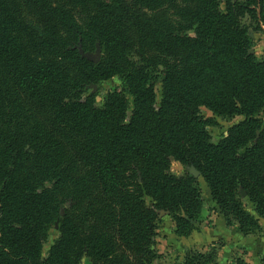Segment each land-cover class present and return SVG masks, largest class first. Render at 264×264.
<instances>
[{"label": "trees", "instance_id": "16d2710c", "mask_svg": "<svg viewBox=\"0 0 264 264\" xmlns=\"http://www.w3.org/2000/svg\"><path fill=\"white\" fill-rule=\"evenodd\" d=\"M254 29L264 0H0V264H154L161 214L188 237L204 205L197 178L174 175L172 161L200 174L228 227L258 233ZM98 49V61L84 57ZM115 78L98 106L89 88ZM236 117L214 143L208 127Z\"/></svg>", "mask_w": 264, "mask_h": 264}, {"label": "rangeland", "instance_id": "374dc122", "mask_svg": "<svg viewBox=\"0 0 264 264\" xmlns=\"http://www.w3.org/2000/svg\"><path fill=\"white\" fill-rule=\"evenodd\" d=\"M224 8V7H223ZM80 18V12H78ZM253 38L252 53L262 57L264 55V29L263 31H252ZM94 56H96L94 54ZM121 83L115 78L99 85H94L89 88V94L97 95V104L102 106L104 99L112 90L120 89ZM160 85H157L158 100L160 99ZM202 114L206 118H211L213 115L210 111L203 108ZM242 117H236L232 120L218 119L217 126L208 127V131L214 143H217L223 136L228 134V130L235 124L242 121ZM171 172L176 176H184L190 174L197 178L199 187L202 191L204 205L201 216L196 224L197 230L193 231L188 237H180L176 234V226L172 217L167 214H161L157 237L154 250L157 253L158 259L154 264H175L184 260V257L190 252L212 253L215 252L216 259L213 264H252L249 260L253 257L259 258L260 264H264V251L254 249L251 252L248 246L241 243L240 234L235 228L227 226L224 218L219 214L216 205L213 202L207 184L202 177L197 176L193 169L185 168L178 162L172 161ZM247 209L254 213L253 206L245 199ZM221 217V219H220ZM263 221V220H262ZM261 221V230L258 233L249 236L258 237L264 233L263 224ZM58 225L51 230L49 238L43 248V258L47 257L48 251L54 241L58 238ZM244 236V237H249ZM251 246V245H250ZM81 264H89V260L85 258Z\"/></svg>", "mask_w": 264, "mask_h": 264}, {"label": "crops", "instance_id": "0c3cea01", "mask_svg": "<svg viewBox=\"0 0 264 264\" xmlns=\"http://www.w3.org/2000/svg\"><path fill=\"white\" fill-rule=\"evenodd\" d=\"M221 219V217H220ZM264 223V221H262ZM264 229V224L262 225ZM241 238V243H243L245 246H248V250L251 252H255L252 250L259 249L258 251L263 252L264 251V233H261L258 237L256 236H249V237H244L240 236ZM251 245V246H250ZM252 264H260L259 258L253 257L252 260H249Z\"/></svg>", "mask_w": 264, "mask_h": 264}, {"label": "water", "instance_id": "95a60500", "mask_svg": "<svg viewBox=\"0 0 264 264\" xmlns=\"http://www.w3.org/2000/svg\"><path fill=\"white\" fill-rule=\"evenodd\" d=\"M100 49H98L97 51V60H95V56H93L92 54H84V57H87L89 60H92V61H98L99 57H100ZM197 176H199V173H197Z\"/></svg>", "mask_w": 264, "mask_h": 264}, {"label": "flooded vegetation", "instance_id": "af4514ba", "mask_svg": "<svg viewBox=\"0 0 264 264\" xmlns=\"http://www.w3.org/2000/svg\"><path fill=\"white\" fill-rule=\"evenodd\" d=\"M96 56H97V55H96ZM96 56H95V57H96ZM95 60H97V57L95 58Z\"/></svg>", "mask_w": 264, "mask_h": 264}]
</instances>
